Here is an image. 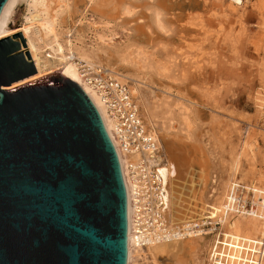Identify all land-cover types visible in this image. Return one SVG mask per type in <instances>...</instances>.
Returning <instances> with one entry per match:
<instances>
[{"label": "rangeland", "instance_id": "374dc122", "mask_svg": "<svg viewBox=\"0 0 264 264\" xmlns=\"http://www.w3.org/2000/svg\"><path fill=\"white\" fill-rule=\"evenodd\" d=\"M26 6L17 2L19 27ZM55 30L61 44L71 40L81 66L87 65L80 57L102 66L96 53L112 55L124 77L118 83L128 93L134 86L142 106L157 107L156 133L167 132L166 141L182 149L195 171L193 197L209 205L194 225L202 235L186 239L180 259L157 261L147 249L148 234L146 245L132 250L131 264H235L252 217L228 212L212 219L209 213L222 207L233 182L264 189V0H66ZM167 215L177 217L172 207ZM217 220L226 238L218 250L205 228Z\"/></svg>", "mask_w": 264, "mask_h": 264}, {"label": "water", "instance_id": "95a60500", "mask_svg": "<svg viewBox=\"0 0 264 264\" xmlns=\"http://www.w3.org/2000/svg\"><path fill=\"white\" fill-rule=\"evenodd\" d=\"M17 0H0V264H127V198L84 90L38 78Z\"/></svg>", "mask_w": 264, "mask_h": 264}, {"label": "bare ground", "instance_id": "6f19581e", "mask_svg": "<svg viewBox=\"0 0 264 264\" xmlns=\"http://www.w3.org/2000/svg\"><path fill=\"white\" fill-rule=\"evenodd\" d=\"M18 1L19 0H17V2ZM26 1V15L19 29L25 40L31 61L36 68L38 78L54 71H59L61 76L77 83L98 110L107 134L116 149L124 175L126 173V167L131 169V177H125L128 198L127 264H131L132 250L138 248L140 242L146 245L145 238L148 234L151 236L147 239V249L157 261H165L169 256L171 257V255L176 259L177 257L179 258L183 252L182 250L184 249L186 239L202 235V231L196 229L198 225H194L202 219V213H205V209L209 208V205L200 206L197 204L193 197V177L195 171L190 160H187L184 153L180 154L182 150L180 147H176L173 142L166 141V138L169 136L167 132H164L161 138L160 135L157 134L159 132L156 133L154 114L158 109L154 107L149 110L146 106H142L141 101L136 97V89L134 86H132L131 92H129L131 97L129 104L130 107L132 105V109L137 114H135V119L139 123V134L136 135L135 138L137 148H133V150L129 152L126 151L122 147L118 136V121L115 116H112L109 106L106 104L104 93L97 85L91 83V79L95 80L97 77L105 83L108 80L113 85L111 87V92L119 98V91L117 88L114 89V85L119 87L120 83L118 82L124 79V77L118 75L116 69L112 66V55L106 51L96 53L97 63L102 66H98L96 62H92L88 58L80 57L79 59H82L85 65H87L81 66L76 62V56L71 49V40H63L64 43L61 44L59 41V34L55 30L58 15L61 13L62 9L64 10L66 0ZM235 1L239 3V0ZM33 35L36 36L40 42L45 43V47H47L50 52L49 54L45 55L42 53L35 43ZM100 67L105 68L103 71L97 69ZM152 106L153 105H151V107ZM127 111H131V109L125 108V112ZM163 124L167 125L166 123ZM167 127L170 128L168 125ZM145 130H148L149 136H141L144 134ZM164 131H166V129ZM154 138L161 139L166 155V162L164 161L165 164L163 163L164 166L156 170L152 169V167L157 166L154 159L156 155L153 154L161 151L159 145L152 142ZM143 141H149L152 146L144 145ZM142 171L144 173H141ZM143 175H145L144 180ZM157 176L160 178L161 184V191L159 192L155 189ZM185 184L189 185V187L185 186ZM232 184L233 183L228 186L226 197L222 202V207H210L212 212L209 213V218L213 219L217 216V213L226 216L228 210L231 209L230 206L232 202H238L237 195L233 193ZM253 187L255 189L254 185ZM131 191L134 193V197L131 196ZM183 191H187L186 196ZM243 203L242 201L240 202L242 205ZM145 206L147 209L144 208ZM258 206V213L247 216L252 217V219L245 225L243 246H239L235 251V256H239V259L235 258V264H264V205L262 206L259 203ZM169 207H172L174 213L177 215L176 218L172 216L171 221H169L167 215V209ZM231 212L235 213L234 209ZM240 215L244 214L240 213ZM133 217L136 221L133 220ZM236 230L238 229H235V231ZM170 241H173V243H166ZM163 242L166 244H163Z\"/></svg>", "mask_w": 264, "mask_h": 264}, {"label": "built area", "instance_id": "2783aa9c", "mask_svg": "<svg viewBox=\"0 0 264 264\" xmlns=\"http://www.w3.org/2000/svg\"><path fill=\"white\" fill-rule=\"evenodd\" d=\"M91 83L97 85V87L104 93V98H105L106 104L109 106V110L112 113V116H115L117 121H118V128H119L118 136H119L120 142L122 144V147L128 152L132 151L133 148L136 149L137 148V142L135 141V138H136V135L139 134V131H138L139 130V123L135 119V116L137 114L132 109L133 108L132 105L130 107L129 100H131L130 99L131 97L128 93L126 86L119 84V87H118L117 85H114V89L117 88L119 91L118 92L119 98H117L111 92V90H112L111 87L113 85L108 80L105 83L97 77L95 80L91 79ZM125 108L131 109V111L125 112ZM143 144L147 145V146H149V145L152 146V144H150L149 141L148 142L143 141ZM115 151H116V149H115ZM153 155H156V157H154V159H155L157 166L152 167V169L156 170L157 168H159L163 165L165 160H164L163 154L159 151ZM125 171H126V173L124 175L122 168H121V173H122L124 185H125V177L130 178L132 175L131 169L129 167H126ZM141 173H144V172L142 171ZM144 176L145 175H143V180H144ZM152 176H153V174H152ZM143 180H141V181H143ZM252 185L253 184H249V185L247 184L246 185V184H243L240 182H233L231 187H232L234 195L235 194L237 195L238 202H232L231 209L228 210V212H231L234 209L235 215H240V213H243L244 216H250V214L252 215V214L258 213L259 203L262 206L264 205V189L263 190L258 189L259 187H255V189H254V187ZM155 189L158 192L161 191V184H160V178L159 177L157 178V184L155 185ZM125 191H126V198H127L126 185H125ZM130 193H131V196L134 197V193L132 191ZM132 201L134 203L133 199H132ZM241 201H242V203L244 202L243 205L240 204ZM127 205H128V198H127ZM144 208L147 209L146 206ZM127 220H128V216H127ZM133 220L136 221L134 217H133ZM205 228H209V230H208L209 234L216 236L215 240L213 241L214 242L213 243V247H214L213 249H215V246H216L214 244H218L217 250L220 249V247H222L221 249H223L224 246H222V242H224V240H226V238L222 234L223 232L220 231V224H219L218 220L215 222H210L209 225L206 226ZM263 242H264V240H263ZM209 264H213V263L209 261Z\"/></svg>", "mask_w": 264, "mask_h": 264}]
</instances>
